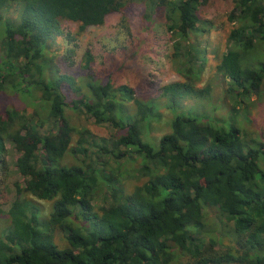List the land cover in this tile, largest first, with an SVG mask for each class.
<instances>
[{"label":"trees","instance_id":"1","mask_svg":"<svg viewBox=\"0 0 264 264\" xmlns=\"http://www.w3.org/2000/svg\"><path fill=\"white\" fill-rule=\"evenodd\" d=\"M133 1L0 0V198L7 141L19 153L15 166L23 177L5 213L0 264H264V138L248 139L237 121L264 85V0H234L227 15V47L215 74L226 83L233 116L175 112L157 143L144 136L157 118L153 108L134 100L135 112L126 113L127 100L118 99L108 81L85 80L83 93L74 78L51 76L45 57L46 41L61 32L60 23L76 25L80 35ZM137 1L163 12L171 37L181 81L163 86L161 94L172 104L207 95L209 89L197 87L203 64L193 61L189 37L203 32L200 9L211 0ZM11 4L20 7L18 22L4 17ZM91 62L87 51L83 69ZM8 92L37 94L57 132L41 136L31 129L20 110L2 102ZM66 110L114 129L109 148L100 147L95 160L76 156L75 164H62L72 135L84 154L89 134L71 124ZM101 156L119 164L111 168L115 173L106 172ZM126 163L130 167L122 168ZM101 190L108 203L96 206ZM39 201L51 204L47 213ZM210 211L231 226L233 247L217 248L215 237L204 236Z\"/></svg>","mask_w":264,"mask_h":264},{"label":"rangeland","instance_id":"2","mask_svg":"<svg viewBox=\"0 0 264 264\" xmlns=\"http://www.w3.org/2000/svg\"><path fill=\"white\" fill-rule=\"evenodd\" d=\"M234 0H211L200 9V19L204 20L203 32L190 34L189 43L196 47L197 54L193 53V61L203 64V71L197 87L209 89V93L201 98H179L172 104L164 97L161 88L165 85L181 81L176 71V62L170 34L166 30L163 12L152 11L137 0L131 2L122 14L110 15L101 26L89 27L80 35L76 25L69 22L60 23L58 34L46 41L45 57L52 67L51 76L65 75L74 78L80 91L86 93L84 81L93 78L95 82H110L118 99L127 100L124 109L126 113L135 112L134 100L141 101L154 109L157 118L150 121L144 130V136L153 143L169 132V123L175 112L192 113L198 116L231 118L230 104L227 100L226 83L215 74L216 66L227 47V35L230 25L227 23V15L233 10ZM20 7L16 4L9 5L4 11V17L18 22ZM201 25V26H202ZM90 52L92 62L88 70L83 69V57ZM259 96H252L247 107L246 115L240 111L237 121L242 127L248 139L264 138V85ZM2 102L9 108L20 110L27 117L31 129L41 136L57 132L56 123L47 119L44 105L38 100L37 94L25 96L5 93ZM35 112V113H34ZM70 122L81 130L86 128L83 154L77 148L76 134L72 135L70 152L62 161L64 165H73L78 158L86 157L95 160L100 147H108V139L114 133V129L107 124L95 125L93 120L86 119L83 115L73 114L66 110ZM244 116V118H243ZM42 121V127L39 124ZM5 163L8 168V176L5 188L0 198V234L9 225L5 213L14 199V185H23V177L16 169L15 163L19 153L12 142L5 143ZM124 149H121V152ZM43 153L39 150V157ZM100 163L106 162L105 170L117 169L119 164L110 158L101 156ZM98 161V162H99ZM95 163V162H94ZM122 163V162H121ZM138 168V163L131 164ZM122 168L130 167V163L121 164ZM111 169L114 171L115 170ZM260 169L264 171V166ZM132 181L126 183L130 189ZM106 191L101 190L94 199L96 206L108 203ZM42 210L47 213L51 204L38 202ZM205 223L208 231L204 236H213L218 241L217 248L233 247L234 237L231 226L224 222L215 211L207 213ZM198 237V234H194ZM56 241H62V234L56 235Z\"/></svg>","mask_w":264,"mask_h":264}]
</instances>
